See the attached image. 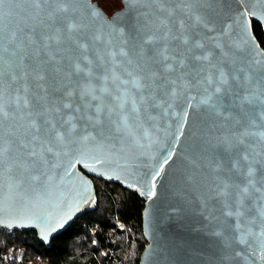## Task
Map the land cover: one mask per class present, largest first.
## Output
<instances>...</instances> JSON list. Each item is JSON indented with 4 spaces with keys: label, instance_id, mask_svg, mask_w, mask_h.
Wrapping results in <instances>:
<instances>
[{
    "label": "water",
    "instance_id": "water-1",
    "mask_svg": "<svg viewBox=\"0 0 264 264\" xmlns=\"http://www.w3.org/2000/svg\"><path fill=\"white\" fill-rule=\"evenodd\" d=\"M120 1L109 15L97 0H72L67 12L51 0L0 3V227L48 245L94 206L97 177L144 200L138 264H264V44L252 29L264 34V0ZM162 24L167 40L149 51L142 39ZM165 46L208 59L177 71L154 62ZM217 69L228 83L214 94L203 78Z\"/></svg>",
    "mask_w": 264,
    "mask_h": 264
},
{
    "label": "trees",
    "instance_id": "trees-1",
    "mask_svg": "<svg viewBox=\"0 0 264 264\" xmlns=\"http://www.w3.org/2000/svg\"><path fill=\"white\" fill-rule=\"evenodd\" d=\"M253 32L261 45L264 34L252 21ZM95 204H86L73 222L55 235L48 245L39 241L34 230L0 227V254L15 246L25 248V258L48 264H138L146 239L142 232L144 200L114 180L93 177ZM118 223L123 225L117 230ZM10 264H23L17 259Z\"/></svg>",
    "mask_w": 264,
    "mask_h": 264
},
{
    "label": "snow or ice",
    "instance_id": "snow-or-ice-1",
    "mask_svg": "<svg viewBox=\"0 0 264 264\" xmlns=\"http://www.w3.org/2000/svg\"><path fill=\"white\" fill-rule=\"evenodd\" d=\"M49 0H33V3L34 5L36 6L37 9H39L40 5L41 4H44V3H48ZM51 2H54L56 3L57 5H59V7H57L54 11L55 12H67L69 9L66 7L67 4H70L72 2V0H51ZM0 3H3V0H0ZM90 15H94V13H89ZM52 13L50 12L49 13V16H51ZM253 15H255V13H253ZM119 22V18L117 17L116 20L114 21V23H118ZM3 24V18L0 17V25ZM75 28V25H72V24H68L67 25V30L68 31H72L73 29ZM133 30L134 31H139L135 25H133ZM162 30H163V34L162 35H147L146 38H143L142 39V45H146V46H149L148 47V50L150 51L151 50V46H153L157 41L159 40H167V36H168V30L166 28V25H163L162 24ZM119 31H123V29H119ZM3 39V27H0V40ZM172 39H178L180 40L183 44L187 45L188 44V39L186 37H183V36H180V37H177V36H173ZM16 33H12L10 38H9V44L10 46L12 47V51L9 52V56L11 57H17L18 54L20 53L22 47H23V44L22 43H16ZM29 44L31 43H34V41H31L29 40L28 41ZM192 47H202V45H199V44H195L193 45ZM192 49L191 48H186L185 49V52H190ZM169 51V49H167V47L165 46V48L158 54L159 55V59L158 60H155L154 62L159 64L163 61H168V60H172L173 63L175 64L176 66V70L178 71L180 68H187L188 65L185 63L186 60L188 59H192V60H207L208 57L207 56H203V57H200V56H191V57H188L185 55L184 52H181V53H178V54H175V55H165L164 53ZM4 52H8V49L7 48H4L2 46V44H0V62H3L5 57L3 55ZM144 52H145V48L142 46L141 49H140V56L141 58H143V55H144ZM38 54V53H37ZM121 55H127V53H120ZM20 59L22 60V57H20ZM128 63H131V61H128ZM165 70L166 72H171L173 71V64H167L165 65ZM56 71H58V69H56ZM201 71H204L203 68H199L197 69V72H201ZM257 72L259 73L260 77H261V84H264V67H261L259 69H257ZM155 74V73H153ZM186 75H189L188 72H184V73H179L178 74V77L177 79L179 80H182ZM38 79H43L44 77L43 76H38L37 77ZM14 79V77H13ZM169 84H175L176 81L175 80H169L167 81ZM203 82L208 84V85H217L216 87H214L213 89V92L214 94H218L221 92L222 90V87L227 85L228 81L226 79V74L224 71L222 70H219L217 69L215 72L212 73L211 76H208V75H205L204 78H203ZM206 91V89H205ZM85 95H87V93H85ZM259 95L261 96H264V91H262ZM211 99V97L209 96L206 100L203 101V103H208V101ZM247 99V98H246ZM64 108H71L72 106L70 104H66V105H63ZM54 111H59V109H54ZM7 113L4 112V108H3V105H0V115H6ZM71 122V117L68 118V120L64 121V123L66 124H70ZM50 127L52 130H54L56 128V125L55 124H50ZM55 136L59 139L61 137V133L59 132H55ZM6 149H4L2 146H0V163L3 162V156H4V153H5ZM244 159H247V157H245ZM79 162V161H77ZM165 163H167V161H165ZM85 167H88V165H85ZM253 174V169L251 167L248 168V171H247V175L249 177H251ZM247 183L249 185H251L253 183V181L251 179H249L247 181ZM257 191H259V189H257ZM242 192L243 193H247L248 192V188L245 187L244 189H242ZM229 215H232V213H228ZM260 259L264 260V255H261L259 257Z\"/></svg>",
    "mask_w": 264,
    "mask_h": 264
},
{
    "label": "built area",
    "instance_id": "built-area-1",
    "mask_svg": "<svg viewBox=\"0 0 264 264\" xmlns=\"http://www.w3.org/2000/svg\"><path fill=\"white\" fill-rule=\"evenodd\" d=\"M25 249L24 247L13 248L3 254H0V264H10L11 260L17 259L23 264H35L32 259H27L24 257Z\"/></svg>",
    "mask_w": 264,
    "mask_h": 264
},
{
    "label": "rangeland",
    "instance_id": "rangeland-1",
    "mask_svg": "<svg viewBox=\"0 0 264 264\" xmlns=\"http://www.w3.org/2000/svg\"><path fill=\"white\" fill-rule=\"evenodd\" d=\"M97 2L106 11H112L115 7L120 5V0H97ZM122 228H123V225L121 223H118L116 226V229L121 230ZM20 247H23V246H15L13 248L16 249V248H20ZM13 248H11V249H13ZM24 257H25V254H24ZM27 259H32V258H27ZM32 261L35 263V261L33 259H32ZM44 262H45V264H48L46 261H42V262L35 263V264H43Z\"/></svg>",
    "mask_w": 264,
    "mask_h": 264
},
{
    "label": "flooded vegetation",
    "instance_id": "flooded-vegetation-1",
    "mask_svg": "<svg viewBox=\"0 0 264 264\" xmlns=\"http://www.w3.org/2000/svg\"><path fill=\"white\" fill-rule=\"evenodd\" d=\"M121 1H120V5L119 6H117V7H115L112 11H106V13L109 15V14H111L114 10H116V9H118L119 7H121Z\"/></svg>",
    "mask_w": 264,
    "mask_h": 264
},
{
    "label": "bare ground",
    "instance_id": "bare-ground-1",
    "mask_svg": "<svg viewBox=\"0 0 264 264\" xmlns=\"http://www.w3.org/2000/svg\"><path fill=\"white\" fill-rule=\"evenodd\" d=\"M43 264H45V262Z\"/></svg>",
    "mask_w": 264,
    "mask_h": 264
}]
</instances>
